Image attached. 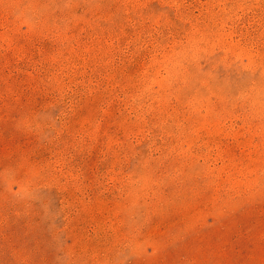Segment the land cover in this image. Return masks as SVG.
<instances>
[{"label":"rangeland","instance_id":"obj_1","mask_svg":"<svg viewBox=\"0 0 264 264\" xmlns=\"http://www.w3.org/2000/svg\"><path fill=\"white\" fill-rule=\"evenodd\" d=\"M0 264H264V0H0Z\"/></svg>","mask_w":264,"mask_h":264}]
</instances>
